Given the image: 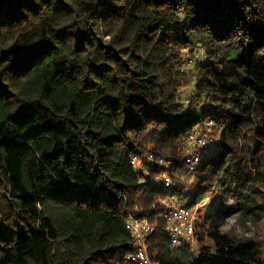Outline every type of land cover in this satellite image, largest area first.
<instances>
[{
  "label": "trees",
  "instance_id": "1",
  "mask_svg": "<svg viewBox=\"0 0 264 264\" xmlns=\"http://www.w3.org/2000/svg\"><path fill=\"white\" fill-rule=\"evenodd\" d=\"M206 126L217 147L190 172L181 141ZM147 152L171 189L130 164ZM208 195L197 251L171 247L160 202ZM229 200L264 214V0H0V264H121L125 210L156 264H264V237L221 230Z\"/></svg>",
  "mask_w": 264,
  "mask_h": 264
},
{
  "label": "built area",
  "instance_id": "2",
  "mask_svg": "<svg viewBox=\"0 0 264 264\" xmlns=\"http://www.w3.org/2000/svg\"><path fill=\"white\" fill-rule=\"evenodd\" d=\"M211 132L206 128L196 127L190 132L181 143L186 145L182 162L187 170L194 172L199 166L202 158L210 154V148L214 142L210 141ZM130 164L138 172H147V164L153 166H164L155 181L161 183L166 188H171V182L166 168L169 162L156 160L147 152L143 156L132 155ZM206 199V198H205ZM204 199V200H205ZM196 204L193 208H186L184 205L176 203L172 196L160 202L162 212L160 216L164 221V230L168 242L173 248H184L188 251H197V241L195 239V223L197 211L204 203ZM124 227L132 238L133 252L125 255L121 264H156L149 258L147 252V237L153 232V226L147 217L138 216L131 210L124 211Z\"/></svg>",
  "mask_w": 264,
  "mask_h": 264
},
{
  "label": "rangeland",
  "instance_id": "3",
  "mask_svg": "<svg viewBox=\"0 0 264 264\" xmlns=\"http://www.w3.org/2000/svg\"><path fill=\"white\" fill-rule=\"evenodd\" d=\"M201 58H202L201 50H197L193 57H190L189 55H187L186 52H184L182 57L183 59L182 66L184 69L189 70L191 67L194 66L193 64L195 63V60ZM191 60L193 62H190ZM179 90H180V99L183 102L185 109L186 107H188V103L191 102V100H194V97L192 96V81L187 85L181 86ZM194 103L196 105L199 104L196 101ZM208 127L209 126H206V129L210 130V128ZM210 132H211L210 141L214 142L213 146L210 148V153H212L217 147L218 137L217 135L213 134L212 130H210ZM180 150L184 154L186 150V145L184 143H181ZM183 180L187 184V187L189 189H192L191 183L193 180V175L186 174L183 177ZM171 188H172V184H171ZM217 203H218V199L216 195L215 196L208 195V197L204 200V203H202V205L199 207L201 215H204L207 212L215 211ZM226 207L227 209H229L228 210L229 215L224 218V222L221 227L222 231L230 232L232 235L236 236L237 238H242V239H261L264 237V214L262 215V218H260L257 222H253L252 220L247 219L243 223H241L239 221V213L236 212V207L232 200L228 201ZM205 243L210 244L211 242L209 239H205ZM260 257L261 259L264 260V243L261 246Z\"/></svg>",
  "mask_w": 264,
  "mask_h": 264
}]
</instances>
